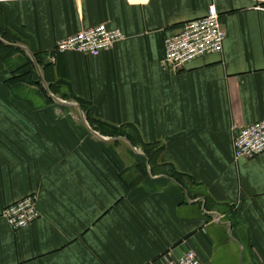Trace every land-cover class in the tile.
<instances>
[{
  "label": "crops",
  "instance_id": "obj_1",
  "mask_svg": "<svg viewBox=\"0 0 264 264\" xmlns=\"http://www.w3.org/2000/svg\"><path fill=\"white\" fill-rule=\"evenodd\" d=\"M211 6L222 52L163 70ZM101 24L125 39L55 51ZM262 118L264 0H0V264H264V154L232 144ZM31 195L39 218L12 230Z\"/></svg>",
  "mask_w": 264,
  "mask_h": 264
},
{
  "label": "built area",
  "instance_id": "obj_2",
  "mask_svg": "<svg viewBox=\"0 0 264 264\" xmlns=\"http://www.w3.org/2000/svg\"><path fill=\"white\" fill-rule=\"evenodd\" d=\"M225 38L219 15L211 6L207 16L184 24L180 34L165 40V54L160 65L163 70L179 72L197 58L213 53L220 54ZM124 39L125 36L120 30H110L101 24L58 41L55 51L97 57ZM232 144L234 158L237 160H250L264 154V118L241 129ZM36 205L37 196H28L7 206L2 217L14 231L27 228L39 218ZM163 261V264H202L195 252L190 250L176 259L164 257Z\"/></svg>",
  "mask_w": 264,
  "mask_h": 264
},
{
  "label": "trees",
  "instance_id": "obj_3",
  "mask_svg": "<svg viewBox=\"0 0 264 264\" xmlns=\"http://www.w3.org/2000/svg\"><path fill=\"white\" fill-rule=\"evenodd\" d=\"M101 127V131L104 132V130L106 131L105 135H108V136H111V137H114V136H126L133 144H139L138 143V140H133L129 134L127 133H120L119 131H116V130H107L106 128H104L103 126H100ZM140 145V144H139ZM142 146L143 148V152L144 154L146 155V157L151 160L153 157V154L157 152V148H154V147H150V146H146V145H140ZM157 149V150H156ZM165 169V168H164ZM178 180V179H177Z\"/></svg>",
  "mask_w": 264,
  "mask_h": 264
},
{
  "label": "rangeland",
  "instance_id": "obj_4",
  "mask_svg": "<svg viewBox=\"0 0 264 264\" xmlns=\"http://www.w3.org/2000/svg\"><path fill=\"white\" fill-rule=\"evenodd\" d=\"M130 135H131V137H133V139L136 138V135H134L133 133H130Z\"/></svg>",
  "mask_w": 264,
  "mask_h": 264
}]
</instances>
